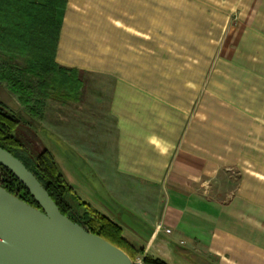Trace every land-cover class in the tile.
I'll return each instance as SVG.
<instances>
[{
	"label": "crops",
	"instance_id": "crops-1",
	"mask_svg": "<svg viewBox=\"0 0 264 264\" xmlns=\"http://www.w3.org/2000/svg\"><path fill=\"white\" fill-rule=\"evenodd\" d=\"M54 61L35 121L142 257L264 264V0H67Z\"/></svg>",
	"mask_w": 264,
	"mask_h": 264
},
{
	"label": "trees",
	"instance_id": "trees-1",
	"mask_svg": "<svg viewBox=\"0 0 264 264\" xmlns=\"http://www.w3.org/2000/svg\"><path fill=\"white\" fill-rule=\"evenodd\" d=\"M67 0H0V51L7 57L22 59L20 64L7 62L0 65V80L7 89L18 95L26 104L36 97L30 107L31 116L45 99H76L80 80L74 69L59 66L54 61V52L59 37L61 17ZM22 116L10 111L0 102V146L15 157L36 176L61 213L120 248L130 259L141 254L122 236L119 225L107 216L83 211L77 214L67 198L72 188L57 168L51 152L44 148L34 157L23 151L24 144L14 135ZM0 186L38 207L35 199L21 182L4 166L0 165ZM78 205H85L79 202ZM142 264H167L160 258L143 256Z\"/></svg>",
	"mask_w": 264,
	"mask_h": 264
},
{
	"label": "water",
	"instance_id": "water-1",
	"mask_svg": "<svg viewBox=\"0 0 264 264\" xmlns=\"http://www.w3.org/2000/svg\"><path fill=\"white\" fill-rule=\"evenodd\" d=\"M0 165L38 204L0 186V264H141L61 213L36 176L1 146Z\"/></svg>",
	"mask_w": 264,
	"mask_h": 264
},
{
	"label": "rangeland",
	"instance_id": "rangeland-1",
	"mask_svg": "<svg viewBox=\"0 0 264 264\" xmlns=\"http://www.w3.org/2000/svg\"><path fill=\"white\" fill-rule=\"evenodd\" d=\"M15 62L16 64H20L22 62L21 57L15 56V58L7 57L6 54L0 51V65L2 67L6 66L7 62ZM6 88V89H4ZM0 102L6 107V109L17 112L15 105L13 103L12 97L9 94V90L7 89V83L5 81L0 80ZM80 117H83L79 115ZM21 122L18 124L16 127L15 131L13 132L14 135L20 139V141L24 144L23 151L27 152L29 155L34 157V155L44 149L43 145H46L47 147L52 148L54 152H56L55 159L54 155L52 154L57 168L61 171V166L63 168V171L66 173L67 181L74 186V189L72 188V193H70L69 198H67L69 204L72 205L73 210L77 214H81L83 211L91 212V213H98V214H103L107 216L110 220L113 221V219L110 218L111 214L102 208L101 204L99 201H97L93 196L89 195L88 193L84 192L83 189L77 185V175H71L69 172L65 169L67 166H71L67 164V159H65L64 154L59 151V146H58V141L52 135L50 131L44 130V128L40 127L38 123H36L35 117L28 115V114H23L21 118ZM52 145V146H51ZM47 149V148H46ZM62 173V172H61ZM63 174V173H62ZM64 177V175H63ZM65 182L68 184L66 181V178L64 177ZM84 202L85 205H78V203ZM106 203L103 202V205ZM109 209V205H107ZM110 215V216H109ZM114 222V221H113ZM116 223V222H114ZM127 225H131L130 220L125 222ZM117 224V223H116ZM118 225V224H117ZM121 228V227H120ZM125 229V228H124ZM122 230V228H121ZM122 236L124 237L122 231H121ZM125 238V237H124ZM118 248V247H117ZM120 249V248H119ZM121 250V249H120ZM123 251V250H122ZM125 253V252H124ZM127 255V254H126ZM138 259L142 260V255L137 254L134 259H130L131 261H137ZM139 261V260H138ZM142 263V261H140ZM168 264H190L188 261H184V263H180L176 256L172 255V258H170L167 261ZM193 264H197L195 260L191 262Z\"/></svg>",
	"mask_w": 264,
	"mask_h": 264
},
{
	"label": "built area",
	"instance_id": "built-area-1",
	"mask_svg": "<svg viewBox=\"0 0 264 264\" xmlns=\"http://www.w3.org/2000/svg\"><path fill=\"white\" fill-rule=\"evenodd\" d=\"M167 231H169V230H167ZM138 260H139V261H138ZM138 260H137L136 262H139V263H141V262H140L141 260H140V259H138ZM141 264H142V263H141Z\"/></svg>",
	"mask_w": 264,
	"mask_h": 264
}]
</instances>
